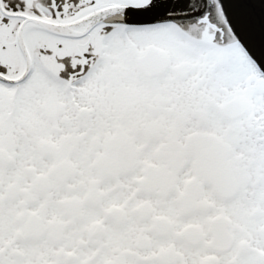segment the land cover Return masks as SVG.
I'll use <instances>...</instances> for the list:
<instances>
[{
    "label": "snow or ice",
    "instance_id": "snow-or-ice-1",
    "mask_svg": "<svg viewBox=\"0 0 264 264\" xmlns=\"http://www.w3.org/2000/svg\"><path fill=\"white\" fill-rule=\"evenodd\" d=\"M0 264H264V0H0Z\"/></svg>",
    "mask_w": 264,
    "mask_h": 264
}]
</instances>
